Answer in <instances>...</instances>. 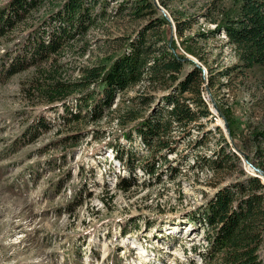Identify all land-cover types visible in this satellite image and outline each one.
Wrapping results in <instances>:
<instances>
[{
    "label": "rangeland",
    "instance_id": "1",
    "mask_svg": "<svg viewBox=\"0 0 264 264\" xmlns=\"http://www.w3.org/2000/svg\"><path fill=\"white\" fill-rule=\"evenodd\" d=\"M64 1L45 0L0 40V56L14 54L33 26ZM106 1L96 25L61 56L67 78L78 80L81 69L109 64L149 24L148 17L133 19V0ZM231 1L210 9L214 0H168L167 8L155 0L170 23L162 28L166 40L174 41L177 52L201 70L202 94L212 112L197 123L200 128L173 134L172 153H151L134 131L138 121H119L134 109L133 98L150 92L147 82L116 97L112 110L94 122L85 110L77 120L66 112V107L78 112L81 92L68 98L66 106L48 104L30 92V83L38 78L33 68L0 78V264H205L199 253L207 249V230L192 221L194 215L206 210L220 188L240 179V169L256 175L251 166L264 167L255 147L257 133L264 129V70H234L239 60L226 36H201L215 30L212 20L221 17L218 9ZM8 2L0 0V9ZM95 10L100 14L101 6ZM174 18L186 22L182 38ZM183 41L194 54L186 52ZM228 69L231 74L224 76ZM162 92L152 93L158 98ZM40 119L46 126L41 134L23 138ZM130 131L132 142L125 136ZM223 138L241 168L232 163L216 169L209 163L224 146ZM110 141L136 152L141 164L163 155L158 173L151 176L139 167L129 171L112 160L115 152H106ZM259 147L264 152V142ZM121 179L132 187L120 189Z\"/></svg>",
    "mask_w": 264,
    "mask_h": 264
},
{
    "label": "trees",
    "instance_id": "2",
    "mask_svg": "<svg viewBox=\"0 0 264 264\" xmlns=\"http://www.w3.org/2000/svg\"><path fill=\"white\" fill-rule=\"evenodd\" d=\"M44 1L9 0L0 9V40L25 22ZM158 1L167 8L168 0ZM223 1L214 0L210 9H216L217 4ZM98 4L101 6L100 14L95 12ZM108 4L106 0H65L49 18L33 26L18 43L14 54L7 52L0 56V78L7 80L33 68L38 78L30 83V92H35L48 104L62 103V106H66L72 95L81 92L77 100L78 112L73 113L70 107H66V112L77 120L85 110L94 122L112 110L116 97L147 82L150 92H142L133 98L134 109L125 111L119 121H138L134 131L151 153L165 150L172 153L175 149L169 140L173 134L200 128L197 123L201 119H209L212 112L202 94L201 70L177 52L174 41L169 43L166 40L162 28L170 26V23L160 13L155 0H133L130 12L133 19L148 17L150 21L135 38L129 40L123 54L109 64L97 63L81 69L82 75L78 80L67 78V71L62 70L59 60L63 53L68 48L73 49L76 37H84L96 25L98 16H102ZM128 7L126 4L121 11ZM217 12L221 17L212 20L215 30L201 36L208 38L221 33L226 36L227 44L234 48L239 60L234 70H264V0H232L230 6ZM174 21L177 34L182 38L186 22L177 18ZM182 45L187 53L194 54L186 47L185 41ZM231 72L228 69L223 75L229 76ZM92 85L98 89L90 91ZM159 90L164 92L156 98L154 93ZM45 127L44 119H40L23 138H37L41 128ZM131 133L133 131L125 135L130 142L135 139ZM256 140L257 154L263 158L264 152L259 146L264 142V129L257 133ZM223 141L224 146L209 163L216 169H228L232 163L241 168L240 158L226 149L228 143L225 138ZM110 151L115 152V158L129 171L139 167L151 176L158 173L157 166L163 157L141 164L136 152L130 148L122 149L113 141L107 143L106 152ZM163 159L167 162L166 155ZM240 173V179L220 188L208 201L206 210L200 216L195 214L192 219L194 223L202 222L207 230V249L199 253L205 264H264V181L243 169ZM131 187L125 179L120 180V189L129 190Z\"/></svg>",
    "mask_w": 264,
    "mask_h": 264
},
{
    "label": "water",
    "instance_id": "3",
    "mask_svg": "<svg viewBox=\"0 0 264 264\" xmlns=\"http://www.w3.org/2000/svg\"><path fill=\"white\" fill-rule=\"evenodd\" d=\"M214 107H215V105H214ZM216 110L218 111V108H216ZM247 159H248L247 156H245V161H248ZM251 167H252L254 173L256 174L254 176H257L260 179H264V170L259 169L255 166H251Z\"/></svg>",
    "mask_w": 264,
    "mask_h": 264
}]
</instances>
